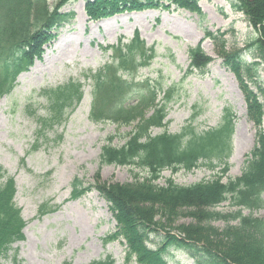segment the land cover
<instances>
[{
    "label": "rangeland",
    "instance_id": "1",
    "mask_svg": "<svg viewBox=\"0 0 264 264\" xmlns=\"http://www.w3.org/2000/svg\"><path fill=\"white\" fill-rule=\"evenodd\" d=\"M57 1L48 0V4L53 6ZM234 4L235 0H199L200 16L172 6L124 11L98 21L89 20L83 0L72 1L60 10L62 14L74 13V18L54 33L42 59L22 73L13 92L0 100V168L6 178L15 181V202L27 223L24 241L12 245L1 264H91L107 257L115 264H126V246L121 241L106 240L116 231L107 202L96 191L73 199L72 184L78 179L85 188L90 187L97 173L103 182L119 184L142 181L148 175L127 166L100 169L99 157L107 139L114 137L112 146L122 147L136 124L93 122L92 86L83 78L85 73H95L111 62L114 52L109 47L127 44L136 34L147 48L156 51L151 64L139 69L136 82L158 83L163 88L161 103L165 92L172 91L168 125L166 129L153 130V135L179 134L195 114L193 125L198 132L217 128L224 110L230 108L236 116L235 132L227 162L229 171L223 182L240 177L246 158L256 145V128L247 118L245 97L236 77L223 66L215 44L207 38V33L222 35L228 51H243L244 63H261L255 59L254 51H247L257 33L247 17L234 9ZM199 45L212 62L203 72L186 77L189 51ZM258 73V86L264 90L263 64ZM71 80L84 84L82 102L61 126L43 129L40 119L47 117V101L41 96L42 91ZM249 84L260 95L256 86ZM129 103L134 104L135 99ZM222 169L223 166L215 171L200 167L174 175L166 171L157 184L164 187L171 179L188 187L216 180ZM44 204L58 210L40 216L38 212ZM215 211L230 214L237 210L227 202ZM243 215L264 220V206L252 214L243 211ZM182 223L190 220H179ZM213 225L220 229L226 226L224 222ZM162 241L161 235L151 233L148 246L157 250ZM165 257L168 264H197L194 258L176 249ZM130 264L136 263L132 260Z\"/></svg>",
    "mask_w": 264,
    "mask_h": 264
},
{
    "label": "trees",
    "instance_id": "2",
    "mask_svg": "<svg viewBox=\"0 0 264 264\" xmlns=\"http://www.w3.org/2000/svg\"><path fill=\"white\" fill-rule=\"evenodd\" d=\"M79 0H58L53 6L48 0H0V100L16 88L18 77L28 71L36 60H41L44 48L55 38L54 33L74 18V13L60 10ZM89 20L98 21L124 11H142L146 8H171L202 15L199 0H84ZM234 9L243 13L257 38L247 46L255 52L254 62H243V51L226 49L222 35L207 33L216 46L223 66L237 79L245 97L247 118L256 128V145L247 156L240 177L223 183L229 171L227 161L232 154L235 114L224 110L217 128L198 132L193 126L196 114L179 134L164 132L153 135L155 129H166L168 105L172 91L150 80L136 82L140 68L148 67L156 56L154 48H147L139 34L127 44L109 47L114 55L109 64L83 75L91 82L92 107L90 118L95 123L111 122L119 126L136 124L128 141L120 148L112 146L114 137L107 139L99 157L104 166H127L147 172L142 181L130 184L103 182L99 173L95 183L85 188L75 179L72 198L78 199L96 191L107 202L116 222V231L107 242L121 241L126 246L125 263L168 264L165 255L180 250L196 260L197 264H264V220L244 216L264 206V90L258 86V69L264 65V0H235ZM107 51V49H106ZM246 51V50H244ZM190 65L186 77L203 72L212 62L197 46L189 51ZM256 86L260 95L250 88ZM84 84L78 80L43 90L47 101V117L40 119L43 129L61 126L77 109L84 97ZM135 99L134 104L129 102ZM223 166L218 178L188 187L169 179L161 187L157 182L165 171L177 174L192 172L200 167L215 171ZM16 185L0 168V264L13 244L24 241L26 222L16 205ZM229 203L237 211L222 214L215 211ZM57 207H40V216L54 213ZM190 223L179 224L181 219ZM224 222L223 229L215 227ZM163 238L157 250L148 247L150 234ZM91 264H115L111 257Z\"/></svg>",
    "mask_w": 264,
    "mask_h": 264
}]
</instances>
